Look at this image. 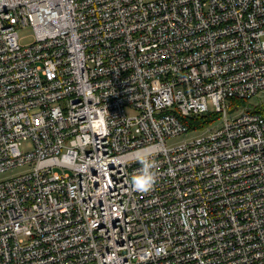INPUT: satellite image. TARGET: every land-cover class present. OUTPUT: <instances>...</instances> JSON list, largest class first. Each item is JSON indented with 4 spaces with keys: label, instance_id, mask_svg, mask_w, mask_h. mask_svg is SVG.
I'll list each match as a JSON object with an SVG mask.
<instances>
[{
    "label": "built area",
    "instance_id": "built-area-1",
    "mask_svg": "<svg viewBox=\"0 0 264 264\" xmlns=\"http://www.w3.org/2000/svg\"><path fill=\"white\" fill-rule=\"evenodd\" d=\"M262 92L264 0H0V264H264Z\"/></svg>",
    "mask_w": 264,
    "mask_h": 264
},
{
    "label": "rangeland",
    "instance_id": "rangeland-1",
    "mask_svg": "<svg viewBox=\"0 0 264 264\" xmlns=\"http://www.w3.org/2000/svg\"><path fill=\"white\" fill-rule=\"evenodd\" d=\"M18 37H19V43L22 46H28L31 43H33V35H32V31L30 28L19 29L18 30ZM258 100L264 101V92L253 96L251 99L248 100V103L250 105H255L258 103ZM209 108H210V111L213 112V107H212L211 103H209ZM211 115L216 117L214 112ZM217 122L218 121L216 118L203 131H201V130L194 131L193 130V131H188L187 133H184V134H180V135L168 138L165 142V145L167 147H174V146H178V145H181L184 143L191 142V141L199 138L200 136L205 135L208 132V130L212 126H214V124H216ZM20 150L22 152L31 151L32 150V143L30 141H23L21 143ZM25 169H26L25 167H18V168L12 169V170H8L4 173H0V181L11 178L13 176H17V175L21 174L22 172H24Z\"/></svg>",
    "mask_w": 264,
    "mask_h": 264
},
{
    "label": "clouds",
    "instance_id": "clouds-1",
    "mask_svg": "<svg viewBox=\"0 0 264 264\" xmlns=\"http://www.w3.org/2000/svg\"><path fill=\"white\" fill-rule=\"evenodd\" d=\"M140 168L132 175L130 183L132 188L139 193H148L155 187L157 180L158 162L151 152H144L136 157Z\"/></svg>",
    "mask_w": 264,
    "mask_h": 264
},
{
    "label": "trees",
    "instance_id": "trees-1",
    "mask_svg": "<svg viewBox=\"0 0 264 264\" xmlns=\"http://www.w3.org/2000/svg\"><path fill=\"white\" fill-rule=\"evenodd\" d=\"M217 117L211 114L199 116V117H189L183 119L184 123L188 126L189 131L202 130L211 124Z\"/></svg>",
    "mask_w": 264,
    "mask_h": 264
}]
</instances>
